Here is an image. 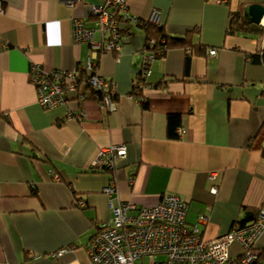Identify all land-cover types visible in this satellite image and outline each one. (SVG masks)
I'll return each instance as SVG.
<instances>
[{
	"label": "crops",
	"instance_id": "obj_1",
	"mask_svg": "<svg viewBox=\"0 0 264 264\" xmlns=\"http://www.w3.org/2000/svg\"><path fill=\"white\" fill-rule=\"evenodd\" d=\"M100 1L0 0V264H84L110 203L150 207L177 194L186 224L205 216L197 227L212 240L249 224L264 196V60L247 57L264 47V32L227 29L231 12L264 0H126L141 23L119 21V50L96 60L113 109L93 99L41 107L31 67L73 70L85 60L91 52L73 42L71 18L92 26L89 5ZM153 11L165 34L191 41L159 53L137 88ZM80 109L81 118L67 117ZM170 114L180 117L174 137ZM112 145H124L125 156L112 169L91 168ZM110 179L111 198L102 191ZM255 248L252 264H264V229ZM242 254L234 242L228 264Z\"/></svg>",
	"mask_w": 264,
	"mask_h": 264
},
{
	"label": "built area",
	"instance_id": "obj_2",
	"mask_svg": "<svg viewBox=\"0 0 264 264\" xmlns=\"http://www.w3.org/2000/svg\"><path fill=\"white\" fill-rule=\"evenodd\" d=\"M93 25L89 26L81 17H72V39L75 44H85L91 54L73 70L43 68L34 64L29 72V82L35 89L37 103L43 108L65 105L69 100L79 104L87 100L82 92L83 85H89L103 93L97 101L108 110L114 106L111 84L96 73L97 57L105 51L117 52L122 42L119 21L130 20L141 23L136 16L129 14L126 0H101L89 5ZM1 12V3H0ZM158 13L153 11L144 24H157ZM264 27V18L260 24ZM95 32L101 39L95 38ZM154 41L150 40L148 44ZM162 49L158 50V54ZM210 54L215 50L210 49ZM141 73L137 77L136 87L142 86L146 76V66L154 59L153 52L143 51ZM67 117L81 118V109L75 114L66 111ZM178 133H182L179 128ZM126 154L124 145H112L101 148L91 162L93 169H112L117 159ZM102 191L111 198L115 193V181L110 179ZM215 193V188L210 189ZM82 205V204H81ZM111 216L102 221L87 246L88 260L84 264H228L229 248L236 242L242 248L241 264H252L258 258L255 248L256 239L264 229V196L257 208L254 219L247 225L233 226L212 240L202 238L198 223L206 221L201 215L195 225L186 224V202L177 194L163 195L154 206L136 207L119 201L109 204ZM61 248L53 252L56 258L67 252Z\"/></svg>",
	"mask_w": 264,
	"mask_h": 264
},
{
	"label": "trees",
	"instance_id": "obj_3",
	"mask_svg": "<svg viewBox=\"0 0 264 264\" xmlns=\"http://www.w3.org/2000/svg\"><path fill=\"white\" fill-rule=\"evenodd\" d=\"M230 20L228 24L229 30H248L249 32H255V33H263L264 29L260 25H254L249 23L243 16L241 11L231 12L230 13ZM121 31V29H120ZM190 37L191 34L187 33L184 36H168L164 33L162 27H159L158 24H146V42L144 49L150 52H153L154 59L158 56V50L162 49V51L167 50L170 47H186L190 44ZM150 40H153L154 42L152 44H148ZM187 49V47H186ZM249 59H251L254 63H259L264 60V47L261 49H258L254 51V53H249L247 56ZM58 69V68H57ZM112 85V84H111ZM82 92L87 96V100L93 99L96 101H99L102 98L103 93L100 91H96L94 88L90 87L89 85H83L82 86ZM115 96V95H114ZM113 96V99L115 97ZM179 116L170 114L167 117V123L169 128V136L174 137V132L172 128L179 123ZM248 224V223H247ZM247 224H238L235 223L233 226H245ZM232 226V227H233Z\"/></svg>",
	"mask_w": 264,
	"mask_h": 264
},
{
	"label": "water",
	"instance_id": "obj_4",
	"mask_svg": "<svg viewBox=\"0 0 264 264\" xmlns=\"http://www.w3.org/2000/svg\"><path fill=\"white\" fill-rule=\"evenodd\" d=\"M242 14L251 24L259 25L264 18V6L258 3H252L244 6Z\"/></svg>",
	"mask_w": 264,
	"mask_h": 264
},
{
	"label": "rangeland",
	"instance_id": "obj_5",
	"mask_svg": "<svg viewBox=\"0 0 264 264\" xmlns=\"http://www.w3.org/2000/svg\"><path fill=\"white\" fill-rule=\"evenodd\" d=\"M143 264H147V259L144 260V263Z\"/></svg>",
	"mask_w": 264,
	"mask_h": 264
},
{
	"label": "flooded vegetation",
	"instance_id": "obj_6",
	"mask_svg": "<svg viewBox=\"0 0 264 264\" xmlns=\"http://www.w3.org/2000/svg\"><path fill=\"white\" fill-rule=\"evenodd\" d=\"M260 25V24H259ZM261 26V25H260ZM264 28V27H263Z\"/></svg>",
	"mask_w": 264,
	"mask_h": 264
}]
</instances>
